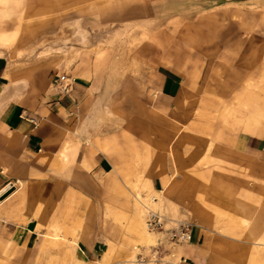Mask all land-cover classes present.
I'll use <instances>...</instances> for the list:
<instances>
[{
    "label": "rangeland",
    "instance_id": "rangeland-1",
    "mask_svg": "<svg viewBox=\"0 0 264 264\" xmlns=\"http://www.w3.org/2000/svg\"><path fill=\"white\" fill-rule=\"evenodd\" d=\"M22 4L31 5L41 21L11 54L19 63L11 67L35 75L30 86L39 94L49 90L62 96L54 88L61 74L82 82L74 108L80 111L76 132L105 143L117 183L120 176L134 191L127 173H145L156 152L165 160L169 178L181 180L180 166L186 165L190 187L195 185L190 202H203L214 224L227 228L216 232L244 248L263 242L264 0ZM166 73L176 82L171 94L162 95ZM249 126L255 135L244 131ZM214 133L220 139L205 146V156L197 162L193 155H202L204 142ZM141 195L142 202L156 197L151 205L169 219L200 224L185 196L147 189ZM171 201L176 214L166 209ZM137 205L144 221L142 204ZM150 235L153 240L138 247L154 245L159 235ZM180 256L184 258L177 248V264L189 262ZM0 264H10L1 250Z\"/></svg>",
    "mask_w": 264,
    "mask_h": 264
},
{
    "label": "crops",
    "instance_id": "crops-1",
    "mask_svg": "<svg viewBox=\"0 0 264 264\" xmlns=\"http://www.w3.org/2000/svg\"><path fill=\"white\" fill-rule=\"evenodd\" d=\"M6 2L12 13L0 22V250L9 263L137 264L138 245L154 238L145 230L137 205L142 189H147L156 195L185 196L192 206L200 224L193 225L192 241L177 247L183 263L188 259L186 264H264V237L263 242L245 248L238 240L228 241L215 230L227 228L214 224L203 202H190L195 185L190 187L186 165L180 166L181 180L169 178L165 160L154 152L156 159L152 158L145 173H127L134 191L120 176L117 183L112 162L104 153L105 143L80 138L76 132L81 123L80 111L74 108L82 82L71 81L66 98L49 90L39 94L30 86L35 75L11 67L19 64L11 54L21 48L25 33L41 17L33 15L31 5L22 4L24 0ZM175 82L166 73L161 94H171ZM154 104L159 108L158 101ZM27 117L35 118L37 124ZM244 131L255 135L252 126ZM219 136L209 137L202 155L195 154L193 159L201 162L204 147ZM244 145L249 146L247 141ZM166 209L177 213L175 202Z\"/></svg>",
    "mask_w": 264,
    "mask_h": 264
},
{
    "label": "built area",
    "instance_id": "built-area-1",
    "mask_svg": "<svg viewBox=\"0 0 264 264\" xmlns=\"http://www.w3.org/2000/svg\"><path fill=\"white\" fill-rule=\"evenodd\" d=\"M54 88L59 93L67 94L71 91L72 83L68 76L61 74L54 79ZM33 125L37 121L33 117H27ZM156 197H151L148 202H143L144 224L146 229L159 235L157 242L148 249L138 247L136 262L138 264H177V247L192 241V222L188 220L169 219L163 212L153 208L150 202H155ZM180 261H184L182 256Z\"/></svg>",
    "mask_w": 264,
    "mask_h": 264
},
{
    "label": "bare ground",
    "instance_id": "bare-ground-1",
    "mask_svg": "<svg viewBox=\"0 0 264 264\" xmlns=\"http://www.w3.org/2000/svg\"><path fill=\"white\" fill-rule=\"evenodd\" d=\"M8 2H6V0H0V22H2L3 20H5L7 17H9L11 15V9L9 8V5L7 4ZM12 8V7H11ZM9 36H15V35H9ZM1 37H4L3 35ZM143 202L141 201L140 204H142ZM156 203V202H155ZM144 213V211H143ZM144 222V221H143ZM144 225V228L146 229L145 227V224ZM146 231H148L146 229ZM149 232V231H148ZM151 233V232H149ZM153 234V233H152Z\"/></svg>",
    "mask_w": 264,
    "mask_h": 264
}]
</instances>
